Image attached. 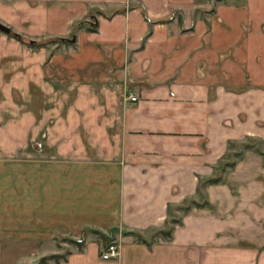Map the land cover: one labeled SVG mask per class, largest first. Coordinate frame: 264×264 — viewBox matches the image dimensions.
I'll return each instance as SVG.
<instances>
[{
    "label": "crops",
    "instance_id": "0c3cea01",
    "mask_svg": "<svg viewBox=\"0 0 264 264\" xmlns=\"http://www.w3.org/2000/svg\"><path fill=\"white\" fill-rule=\"evenodd\" d=\"M0 21L75 31L0 32V264H264V0H0ZM114 227L104 259L85 231Z\"/></svg>",
    "mask_w": 264,
    "mask_h": 264
},
{
    "label": "rangeland",
    "instance_id": "374dc122",
    "mask_svg": "<svg viewBox=\"0 0 264 264\" xmlns=\"http://www.w3.org/2000/svg\"><path fill=\"white\" fill-rule=\"evenodd\" d=\"M203 1L207 3L209 8L212 7V5L216 2V0H203ZM94 20H95L94 17H88V20H80L78 22H75V24H74L75 27L73 28V30L75 28H77L82 23H85V25L90 27V24L93 23ZM5 24H7V23H5ZM7 25L10 26L11 31L9 33L4 31V33H7L10 37L15 38L16 40L20 41L21 43H24V44H26V45L34 48V49L47 47L50 50V52L51 51L53 52L55 50H58L59 47H63V46L64 47H71L73 45V43H74L73 36L75 34V31L73 32V30L66 36V38H64V37L62 38V37H59V36H57V37L47 36V37L30 38V37H28L26 35H22L20 33L15 32L13 27H12V25H10V24H7ZM0 32H3V30H0ZM51 119L52 120L50 121V123L53 124L55 119H54V117H52ZM46 132H47V134H45V132H44V134H42L41 138H37L36 140L33 141L34 145H36V148H41L42 147V149H43V147H44L43 145L46 144V141L49 139V134H48L49 130L47 129ZM251 142H254L257 146H260L261 148L264 147V145H261L259 140L255 139L254 141H251ZM17 154H20V153H17ZM20 155L23 157V154H20ZM18 158H20V157L18 156ZM19 170H21V169H19ZM21 175H22V173H21ZM18 187H21V186H17V188ZM176 215L179 216V213L177 212ZM85 232H91L95 237L103 238L102 237L103 236L102 233H100L96 228L87 229ZM85 232H84V234H85ZM81 238L78 239V238L73 237L72 234H69V235H59V236H57L56 240H57V243H58L59 246H64L62 251H63V253H66L67 250H65V248L68 246V244L76 243V244H79V246H81L82 245ZM105 242L107 244V243H110L111 241L107 242V240H105ZM63 255L64 254H56L55 256H63ZM53 256L42 258L40 262L44 263V262H46V260L48 258H53ZM57 258H61V257H57Z\"/></svg>",
    "mask_w": 264,
    "mask_h": 264
},
{
    "label": "built area",
    "instance_id": "2783aa9c",
    "mask_svg": "<svg viewBox=\"0 0 264 264\" xmlns=\"http://www.w3.org/2000/svg\"><path fill=\"white\" fill-rule=\"evenodd\" d=\"M133 100H135L137 97L136 96H131ZM120 248L117 242L111 241L108 243L101 251V256L104 259H110L113 257H116L119 255Z\"/></svg>",
    "mask_w": 264,
    "mask_h": 264
},
{
    "label": "trees",
    "instance_id": "16d2710c",
    "mask_svg": "<svg viewBox=\"0 0 264 264\" xmlns=\"http://www.w3.org/2000/svg\"><path fill=\"white\" fill-rule=\"evenodd\" d=\"M94 23H91L90 24V28H94ZM210 181H215V180H217V178H210L209 179ZM100 233H102V237H103V239L104 240H107V242L108 241H111L112 240V237L108 234V233H105V232H103V231H101V230H99V229H97ZM163 233L165 234V235H167V236H170L171 235V233H172V229L170 230V229H168V230H164L163 231ZM57 257H60V256H53V258H55L56 260H58L59 258H57Z\"/></svg>",
    "mask_w": 264,
    "mask_h": 264
},
{
    "label": "water",
    "instance_id": "95a60500",
    "mask_svg": "<svg viewBox=\"0 0 264 264\" xmlns=\"http://www.w3.org/2000/svg\"><path fill=\"white\" fill-rule=\"evenodd\" d=\"M0 30H3L7 33H9L11 31V28L6 25L5 23L1 22L0 21ZM73 41H75V37H73ZM115 230H116V227H114L110 233H108L111 237L114 236V233H115Z\"/></svg>",
    "mask_w": 264,
    "mask_h": 264
}]
</instances>
